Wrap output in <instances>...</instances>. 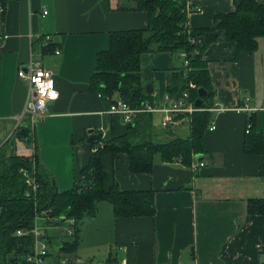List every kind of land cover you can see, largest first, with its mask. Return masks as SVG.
<instances>
[{"label": "crops", "instance_id": "1", "mask_svg": "<svg viewBox=\"0 0 264 264\" xmlns=\"http://www.w3.org/2000/svg\"><path fill=\"white\" fill-rule=\"evenodd\" d=\"M235 10L234 0H188L186 21L191 29L210 28L217 14ZM0 12V142L10 140L25 109L29 84L18 77V70L32 58L53 72L59 98L31 126L32 145L16 137V152L32 157L37 150L59 190H71L80 184L93 151L128 131L121 115L108 112L110 102L123 99L120 92L105 97L91 87L98 53L109 47L111 32L147 28L149 13L129 0H8ZM216 33L208 45L205 35L190 37L197 47L206 46L202 56L210 107H205L209 96L198 108L199 94L190 95L189 105L197 110L178 114L167 127L162 109L170 105L168 98L198 88L190 81L189 90L180 95L167 91L174 70L184 67L185 77L191 70L181 56L185 50L141 56V82L150 98L145 104L158 108L140 113L152 117V138L160 143L187 138L191 115L208 110L206 153L194 155L190 166L157 156L152 171L141 173L130 171L126 153H105L106 188L117 182L123 190H153L156 213L116 217L110 202H99L97 213L81 224L80 243L68 264H264V214L249 213L250 201L264 198V152L245 151L249 129L264 140V37L255 51L237 54L236 42L224 30ZM201 161L205 165L194 168ZM65 227L49 229L62 231L65 240ZM48 237L52 245L54 236ZM98 241L104 246V262L95 261Z\"/></svg>", "mask_w": 264, "mask_h": 264}, {"label": "trees", "instance_id": "2", "mask_svg": "<svg viewBox=\"0 0 264 264\" xmlns=\"http://www.w3.org/2000/svg\"><path fill=\"white\" fill-rule=\"evenodd\" d=\"M135 8L145 9L149 13V24L143 29H128L110 33V44L98 53L97 67L93 74L91 87L105 97L119 91L121 97L134 107L150 100L146 88L141 82V56L143 53L185 50L190 59L191 70L183 75L184 67L174 70L169 76L167 91L180 95L189 90L193 81L198 88H205L209 98L205 107H210L212 92L209 88L208 68L203 59L205 45L217 39V30H224L226 38L237 44V54L242 51H255L258 40L264 37V3L257 0H234L236 10L219 13L210 28L191 29L186 21L188 0H129ZM8 0H0V8ZM3 13L0 12V19ZM190 29V30H189ZM205 35L206 44L197 47L190 40L196 35ZM53 45V46H52ZM53 47L54 44H51ZM194 50H199L194 53ZM198 88L189 90L193 98L198 97ZM210 102V103H209ZM191 135L177 138L167 143L156 142L151 134L152 117L140 114L134 123H128V131L114 136L111 143L93 151L89 163L83 167L79 181L81 189L60 191L54 174L42 163L37 150L32 157L19 155L16 142L10 139L0 148V264H30L26 261L34 249V238L30 231L36 224L38 214L46 213L44 225L61 226L70 219L73 232H67L55 258L58 264L61 254L70 256L80 243V227L87 216L97 213L98 203L108 201L113 205L116 217L154 216L156 213L155 192L153 190H123L117 182L106 188L107 172L103 164V155L114 156L126 153L131 172H151L155 157L162 161L180 160L190 166L194 155H204V136L209 125L211 113L208 110L196 111L192 115ZM252 120V119H251ZM252 122V121H251ZM18 137L27 138L32 145L33 136L25 127ZM245 143L247 153H263L262 134L248 130ZM22 169L34 175L39 184L36 193L27 195L30 188ZM264 177V165L261 168ZM249 213L264 214V198L253 199L249 204ZM18 230L28 231L17 235ZM15 259V261H12Z\"/></svg>", "mask_w": 264, "mask_h": 264}, {"label": "built area", "instance_id": "3", "mask_svg": "<svg viewBox=\"0 0 264 264\" xmlns=\"http://www.w3.org/2000/svg\"><path fill=\"white\" fill-rule=\"evenodd\" d=\"M189 8H191L189 6ZM47 13V11H44ZM1 50V44H0ZM199 50H195V53H198ZM57 54H60V50H56ZM181 56L184 58V65L189 67L190 59L187 57V52L182 51ZM18 77L21 79H26L29 84V93L28 99L26 102L25 109L20 117H18V123L15 126L12 134L9 135L8 139H16L18 137V132L22 130L23 127H27L30 129L33 126L34 122L37 120H41L45 116L46 108L49 102H53L59 98V91L55 85V79L53 72L49 69L43 67L39 62L33 60L32 58L29 61V64L26 66H21L18 70ZM54 93V95H53ZM190 93L184 92L183 96L178 99L168 98L170 105L164 107L162 109L165 112L164 119L162 121L163 127H167L169 124L175 121V117L182 112H193L197 110L191 104L189 105ZM158 108L152 106L150 104H144L139 107H134L123 99L115 100L110 102L108 112L111 114L121 115L127 123H131L134 121V118L140 114L145 112H155ZM24 120L27 122L25 126H23ZM216 126H212L211 129H214ZM33 136V134L31 133ZM30 137V136H29ZM27 138H23L24 141H27ZM20 138V137H19ZM22 139V138H21ZM6 141V140H5ZM0 142V148L6 142ZM33 141V139H32ZM205 165L204 162H200L199 164L194 165V168L203 167ZM23 175L26 177V182L30 187L27 191V195L30 196L32 193H36L39 184L36 181L34 175H32L28 170L22 169ZM46 213L38 214L36 217V224L30 233L34 238V249L31 254H28L26 257V261L30 264H47V259L50 254V243L46 238L47 230L50 226L40 227L38 222L40 219L44 220ZM75 220L70 219L66 221L67 224V232L72 233ZM28 231L18 230L17 235L27 234ZM60 253V249H59ZM69 258L67 255H62L58 261V264H68ZM54 264V261L52 262Z\"/></svg>", "mask_w": 264, "mask_h": 264}, {"label": "rangeland", "instance_id": "4", "mask_svg": "<svg viewBox=\"0 0 264 264\" xmlns=\"http://www.w3.org/2000/svg\"><path fill=\"white\" fill-rule=\"evenodd\" d=\"M183 133H186L185 130L183 131ZM40 227L44 226V221L42 219L39 220L38 222ZM47 234L51 237H53V244L50 246V250L52 255L50 256V258L47 259V264H52L53 261H55V258H57V255L59 254V246L60 244H62L63 240H64V235L62 233V231L60 230H54V229H48ZM46 234V238L49 239L48 235ZM63 237H62V235ZM56 235V237H55ZM93 238L95 239V237L93 236ZM96 240V239H95ZM99 242V241H98ZM101 241L98 243V247L100 246ZM87 242L84 243V246H86ZM99 254H95L94 257H96L95 261L100 260L102 262H104V259H106V256H103L104 253V246H100L99 247ZM63 254H61L62 256ZM52 257V258H51ZM52 261V262H51ZM98 262H94V264H97Z\"/></svg>", "mask_w": 264, "mask_h": 264}, {"label": "water", "instance_id": "5", "mask_svg": "<svg viewBox=\"0 0 264 264\" xmlns=\"http://www.w3.org/2000/svg\"><path fill=\"white\" fill-rule=\"evenodd\" d=\"M147 91L151 92V89L149 88V86L147 87ZM198 94H199V98L195 102V107L200 108L203 106L204 101L208 98L209 93L205 88H198ZM75 188L81 189V185L77 184ZM12 261H15V259H12Z\"/></svg>", "mask_w": 264, "mask_h": 264}, {"label": "snow or ice", "instance_id": "6", "mask_svg": "<svg viewBox=\"0 0 264 264\" xmlns=\"http://www.w3.org/2000/svg\"><path fill=\"white\" fill-rule=\"evenodd\" d=\"M53 95H54V93H53Z\"/></svg>", "mask_w": 264, "mask_h": 264}]
</instances>
